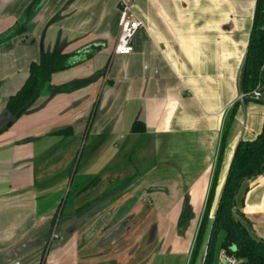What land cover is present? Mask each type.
I'll list each match as a JSON object with an SVG mask.
<instances>
[{
	"label": "crops",
	"instance_id": "0c3cea01",
	"mask_svg": "<svg viewBox=\"0 0 264 264\" xmlns=\"http://www.w3.org/2000/svg\"><path fill=\"white\" fill-rule=\"evenodd\" d=\"M121 1L0 0V264H38L49 237L58 240L50 228L71 184L90 179L76 205L117 188L122 202L74 232V245L52 247L46 264H164L167 254L165 264H189L223 138L214 209L238 145L259 142L264 103L240 101L257 1L126 0L146 29L132 54L118 56ZM46 53L68 55L74 66L53 73L32 108L12 116L8 100ZM78 144L80 179H56ZM132 198L138 205L115 224L126 256L112 259L102 252L114 239L90 243ZM236 202L264 242V174L244 182ZM135 248L146 250L136 263Z\"/></svg>",
	"mask_w": 264,
	"mask_h": 264
},
{
	"label": "trees",
	"instance_id": "16d2710c",
	"mask_svg": "<svg viewBox=\"0 0 264 264\" xmlns=\"http://www.w3.org/2000/svg\"><path fill=\"white\" fill-rule=\"evenodd\" d=\"M251 36L245 58V67L242 73V93L247 94L259 84L264 85V0H256ZM17 35V34H16ZM74 66L70 57L61 53L43 54L38 63L31 64V72L25 86L8 100L7 110L14 117L24 114L32 108L43 90L50 82L53 73L60 72ZM261 103H264L261 102ZM134 132L141 134L145 127L136 123ZM221 147L219 165L212 181V189L207 199V206L203 219L197 231V237L190 257L189 264H200L202 262L207 237H211L208 252L204 264H220L219 255L224 252L227 256H233L240 264H264V242L257 239L250 232L246 220L236 209V196L242 189L244 182L264 174V128L259 136V142H242L236 148L234 159L231 163L229 174L223 185V191L218 199V206L214 214L212 224L211 212L216 203V190L220 175V164L222 162L225 137ZM84 153V150H83ZM82 153V154H83ZM82 158V157H81ZM81 161V160H80ZM79 169V167H78ZM76 170L74 176L79 173ZM71 173V172H70ZM93 180V179H92ZM92 180L79 184L75 181L73 188L69 191L65 205L71 208L74 205V198L86 189L92 188ZM73 189V190H72ZM72 195V196H71ZM97 202V200H96ZM83 204L74 214L80 216L89 210L96 203ZM190 214L181 216V224L189 220ZM221 242L219 243V239ZM219 245V247H218Z\"/></svg>",
	"mask_w": 264,
	"mask_h": 264
},
{
	"label": "rangeland",
	"instance_id": "374dc122",
	"mask_svg": "<svg viewBox=\"0 0 264 264\" xmlns=\"http://www.w3.org/2000/svg\"><path fill=\"white\" fill-rule=\"evenodd\" d=\"M76 144V143H75ZM65 145V147H67L68 145L67 144H64ZM81 146V145H80ZM80 146H79V144H78V146H76L74 149L73 148H71L70 149V151H72V150H74V151H72L71 152V156L70 157H65V163L62 165V166H60V168L58 167V171H57V174H56V176H57V178L56 179H58V178H70L71 179V177H72V175L75 173V171L78 169V167H79V165H80V159H81V157L83 156V154H81V156H80V158H78V156H79V153H80ZM79 147V148H78ZM75 157V158H74ZM63 158H59V160H62ZM69 166V173H68V176H66L67 174L64 172L65 171V169L67 168ZM80 169V168H79ZM78 169V170H79ZM71 172V173H70ZM56 173V172H55ZM65 173V174H64ZM59 176V177H58ZM51 178H54V177H52V176H50V177H47L46 179L47 180H43L44 182L46 181V184L48 183H50L52 180H51ZM73 178V177H72ZM76 179H80V176L79 175H77L76 177H75V180ZM55 180V179H54ZM99 182L100 181H98V183H96V184H94V189H95V187H96V185H98L99 184ZM71 188H73V185L71 184V187H70V189ZM91 189V188H90ZM73 190V189H72ZM120 190H123V192H120ZM125 192V190L122 188V189H116V191H112L111 193H107L106 195H104V196H102L101 198H99V197H97L98 199H96L97 200V202L95 203V205H93L89 210H87L86 212H84L82 215H84V214H86L88 211H90V210H92L98 203H100L101 201H103V200H105V199H107V198H110V197H112V200L110 201V202H108L107 204H105V206H103V207H101L99 210H97V212H95L93 215H91V216H89L88 217V219L86 220V221H84V222H82V224H79L76 228H73V226H71L70 228H68L67 230L66 229H64L65 228V226L67 225V223H71V221L73 220V218H79V217H82V215H80V216H78V215H76V214H74V211H76L77 209H79L80 207H81V205H83V203L79 206V205H76V196H75V198H74V205L71 207V208H69V206H67V204L65 205V202H64V204L62 205V207H61V209H60V211H59V216L58 215H56L54 218H53V220H52V226H51V228H50V230H51V233L50 234H52L53 236H56V237H59V239L58 240H54V237L53 238H50L49 239V243H48V245L46 244L45 246H44V252H43V254L41 255V256H38V253L40 254V251H38V253H37V255H35V260H39L38 261V264H46V262L48 261V259H49V250L52 248V247H55V246H58V245H64L65 243H66V245L67 244H69L70 242H71V244H69V245H74V243H73V241L72 240H74V237H73V233L74 232H76V231H78V230H80L81 232L80 233H82L83 231H86V230H88V228H89V226H91L90 224H92L93 222H95L94 220H97V221H101V220H98L97 219V217H99V216H101V214L102 213H110L109 211L110 210H116V208L119 206L118 204L119 203H121L122 202V200H119L122 196H124V193ZM128 192V191H127ZM239 194V193H238ZM86 196H82L81 197V200H83V201H88V199L90 200L92 197H91V195L90 194H85ZM95 195H97V194H94L93 195V197L95 196ZM72 196V195H71ZM238 196V195H237ZM237 196H236V200H237ZM96 197V196H95ZM124 199H126V197L124 198ZM77 202H79V201H77ZM81 202V201H80ZM92 201H90V202H86V204H89V203H91ZM85 204V203H84ZM134 205H138L137 204V200L136 199H134V198H132V199H129V201H127V203H125L124 204V207L122 208V209H124L125 208V212H127V210H128V208H131L132 206L134 207ZM132 207V208H133ZM131 208V209H132ZM216 208V207H215ZM215 212H216V209H214L213 208V210H212V212H211V216H210V218H212L211 220V222H212V224H213V222H214V220H215V218H214V214H215ZM118 214H119V212H118ZM114 215V214H113ZM115 217H117V215L116 216H113V218L111 219V221H110V218L109 219H107V221H109L110 222V224H112L113 223V219L115 218ZM100 219V218H99ZM96 221V222H97ZM102 221H104V222H107V221H105V220H102ZM94 224V223H93ZM131 226V225H130ZM111 226H109V227H107L106 228V230L108 229V228H110ZM117 227H119V224L118 225H113V227H111V228H113V229H111L110 228V230H108V231H106V230H104L102 233H100V232H98V238H95V240L93 241V242H91L90 244L91 245H96V244H98L97 242H99V243H101V241L103 242V241H105L108 237H109V235H110V233H113V231L117 228ZM110 231V232H109ZM100 233V234H99ZM83 234V233H82ZM131 235V234H130ZM100 236V237H99ZM131 237H134V240L133 241H131L132 243L130 244L131 245V247H136L135 246V243H137V240H138V237L139 236H131ZM79 239V238H78ZM81 239V238H80ZM88 239H90V238H88ZM114 240V242H116L115 244H113V249L111 248V249H109L108 251H105V252H102V254L103 255H106V256H108V257H110V258H112V259H114V258H116V259H121V258H123L124 257V251L122 250V242H124V241H127V239H126V235H119V236H116L115 238H113ZM148 238H145V240H147ZM207 243H206V247L205 248H203L204 249V253H203V259H202V262L200 263V264H204V259H205V257H206V255H207V252H208V249H207V246H209V243H210V240H211V237L209 236V237H207ZM221 239L222 238H220L219 239V243L221 242ZM144 240V241H145ZM112 241V242H113ZM112 242H110V243H106V244H111ZM134 242V243H133ZM45 243V242H44ZM78 243H79V245H83L84 244V240L83 241H81V240H79L78 241ZM87 243V242H86ZM119 243V244H118ZM121 243V244H120ZM88 245H89V243H87ZM121 245V246H120ZM137 245V244H136ZM48 246V247H47ZM115 246H118V247H115ZM43 247V246H42ZM122 247V248H121ZM133 247V248H134ZM218 247H219V245H218ZM46 249H48L47 251H46ZM152 250V249H151ZM145 251L146 250H140V251H138L136 248L134 249V250H131V258L132 259H135L133 262H135L136 263V260L137 259H142L143 257H144V255H145ZM154 251V250H153ZM126 252V251H125ZM147 253V252H146ZM168 256H169V254H167ZM167 255H163L162 256V260L164 261V264H165V262H166V260H169L168 259V257H167ZM126 256V255H125ZM110 264H112V263H110Z\"/></svg>",
	"mask_w": 264,
	"mask_h": 264
},
{
	"label": "built area",
	"instance_id": "2783aa9c",
	"mask_svg": "<svg viewBox=\"0 0 264 264\" xmlns=\"http://www.w3.org/2000/svg\"><path fill=\"white\" fill-rule=\"evenodd\" d=\"M121 15L119 22V34L116 44L114 46V53L118 56L130 55L134 51L133 41L140 30L146 29V25L143 20L139 19L133 12L131 3L126 0L120 2ZM253 99L255 101L263 102L264 98V85L259 84L255 89L247 94L240 96V101ZM223 263L222 264H240L239 260L233 256H227L222 252ZM205 261V259H204Z\"/></svg>",
	"mask_w": 264,
	"mask_h": 264
},
{
	"label": "water",
	"instance_id": "95a60500",
	"mask_svg": "<svg viewBox=\"0 0 264 264\" xmlns=\"http://www.w3.org/2000/svg\"><path fill=\"white\" fill-rule=\"evenodd\" d=\"M264 101V98H263ZM113 197V196H112ZM112 197L107 198L103 201H101L100 203H98L92 210L88 211L86 214L82 215V217L79 218H73V220L71 221V223H67V225L65 226L64 229H68L71 226H73V228H76L79 224H82V222L86 221L88 219L89 216H91L92 214H94L98 209H100L101 207L105 206V204H107L108 202H110L112 200ZM130 209V208H128ZM128 211V210H127ZM125 214V208L122 209L119 214L117 215V217H115L113 219V223L110 225L111 227H113V225H115L116 223H118L120 221V218ZM123 226V225H122ZM117 228L116 230L113 231V233H111L109 235V237L106 239L107 243L111 242L113 240V238L116 237V235L120 232L121 227ZM56 239H59V237H57Z\"/></svg>",
	"mask_w": 264,
	"mask_h": 264
},
{
	"label": "flooded vegetation",
	"instance_id": "af4514ba",
	"mask_svg": "<svg viewBox=\"0 0 264 264\" xmlns=\"http://www.w3.org/2000/svg\"><path fill=\"white\" fill-rule=\"evenodd\" d=\"M99 210V209H98ZM97 212V211H96ZM93 215V214H92ZM59 216V215H58ZM49 238H51V236L49 237ZM48 243H49V241H48ZM48 243H47V245H48ZM48 247V246H47ZM48 249H46V251H47Z\"/></svg>",
	"mask_w": 264,
	"mask_h": 264
}]
</instances>
